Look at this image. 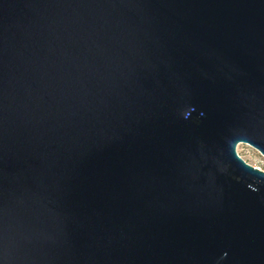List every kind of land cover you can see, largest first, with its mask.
<instances>
[{"label": "water", "instance_id": "95a60500", "mask_svg": "<svg viewBox=\"0 0 264 264\" xmlns=\"http://www.w3.org/2000/svg\"><path fill=\"white\" fill-rule=\"evenodd\" d=\"M264 0H0V264H264Z\"/></svg>", "mask_w": 264, "mask_h": 264}, {"label": "rangeland", "instance_id": "374dc122", "mask_svg": "<svg viewBox=\"0 0 264 264\" xmlns=\"http://www.w3.org/2000/svg\"><path fill=\"white\" fill-rule=\"evenodd\" d=\"M235 150L246 162L260 169H264V156L248 143L238 142L235 146Z\"/></svg>", "mask_w": 264, "mask_h": 264}]
</instances>
